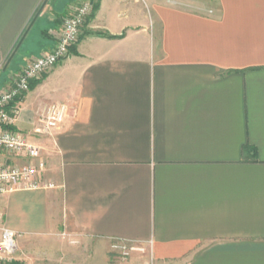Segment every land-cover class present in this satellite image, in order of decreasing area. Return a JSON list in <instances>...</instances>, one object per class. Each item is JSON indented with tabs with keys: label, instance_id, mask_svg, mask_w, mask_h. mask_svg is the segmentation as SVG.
Here are the masks:
<instances>
[{
	"label": "crops",
	"instance_id": "crops-1",
	"mask_svg": "<svg viewBox=\"0 0 264 264\" xmlns=\"http://www.w3.org/2000/svg\"><path fill=\"white\" fill-rule=\"evenodd\" d=\"M79 1L0 0V91ZM91 1L20 101L45 170L0 198L15 264H264V0ZM51 104L69 115L42 136Z\"/></svg>",
	"mask_w": 264,
	"mask_h": 264
},
{
	"label": "built area",
	"instance_id": "built-area-1",
	"mask_svg": "<svg viewBox=\"0 0 264 264\" xmlns=\"http://www.w3.org/2000/svg\"><path fill=\"white\" fill-rule=\"evenodd\" d=\"M92 13L91 0L74 6L63 18L62 28L55 36V46L34 58L23 71L12 77L8 87L0 91V198L18 190L37 189L41 186L39 176L45 170L41 148L15 129L20 115V101L29 92L33 82L41 80L57 64L68 58ZM68 115L69 107L66 104L44 107L38 114L37 134L51 136L63 127ZM11 159L18 160V163L11 164ZM111 249L122 259L129 258L135 250L125 243H115ZM17 250L18 235L5 227L0 214V264H12Z\"/></svg>",
	"mask_w": 264,
	"mask_h": 264
},
{
	"label": "trees",
	"instance_id": "trees-1",
	"mask_svg": "<svg viewBox=\"0 0 264 264\" xmlns=\"http://www.w3.org/2000/svg\"><path fill=\"white\" fill-rule=\"evenodd\" d=\"M99 8V2H94L93 3V9H94V12L97 10ZM38 82L36 81V82H33L32 84H31V87H30V89H32V87H34V85H36Z\"/></svg>",
	"mask_w": 264,
	"mask_h": 264
},
{
	"label": "water",
	"instance_id": "water-1",
	"mask_svg": "<svg viewBox=\"0 0 264 264\" xmlns=\"http://www.w3.org/2000/svg\"><path fill=\"white\" fill-rule=\"evenodd\" d=\"M26 35H27V33H26V34L24 35V37L22 38L20 44L18 45L17 49L15 50V52H14V54H13V56H12V58L14 57V55L16 54V52L18 51V49H19V47L21 46L22 42L24 41ZM12 58H11V59H12Z\"/></svg>",
	"mask_w": 264,
	"mask_h": 264
},
{
	"label": "rangeland",
	"instance_id": "rangeland-1",
	"mask_svg": "<svg viewBox=\"0 0 264 264\" xmlns=\"http://www.w3.org/2000/svg\"><path fill=\"white\" fill-rule=\"evenodd\" d=\"M83 1H85V0H82V1H79V2H77V4L75 5V6H78L80 3H82ZM58 33V32H57ZM112 251V250H111ZM113 252V251H112ZM114 254H117L118 255V253L116 252H114ZM118 257H119V255H118ZM121 257V256H120ZM119 257V258H120ZM16 263V261H15V259H14V261H13V263L12 264H15Z\"/></svg>",
	"mask_w": 264,
	"mask_h": 264
}]
</instances>
